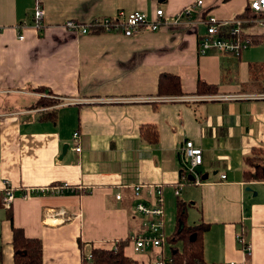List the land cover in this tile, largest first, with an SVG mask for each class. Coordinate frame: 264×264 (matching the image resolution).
Segmentation results:
<instances>
[{
    "label": "crops",
    "instance_id": "crops-1",
    "mask_svg": "<svg viewBox=\"0 0 264 264\" xmlns=\"http://www.w3.org/2000/svg\"><path fill=\"white\" fill-rule=\"evenodd\" d=\"M204 2L187 26L126 36L63 25L119 12L152 18L159 7L176 16L194 0H0V264H14L13 226L42 241L43 264H91L94 248L125 240L129 264H176L168 260L184 241L136 251L131 240L145 231L137 205L155 206L158 187L164 237L177 230L179 201L187 225H208L201 264H264V181L245 174L254 170L246 158L264 157V98L254 97L264 93V57L250 47L239 57L199 52L205 19L243 17L251 0ZM37 6L46 12L42 30ZM162 73L180 77L181 95L159 93ZM200 80L217 92L199 94ZM41 97L60 103L34 108ZM52 111L56 120L42 119ZM187 140L203 149L200 183L182 178ZM66 182L77 191L22 196ZM7 186L16 192L11 207Z\"/></svg>",
    "mask_w": 264,
    "mask_h": 264
},
{
    "label": "built area",
    "instance_id": "built-area-1",
    "mask_svg": "<svg viewBox=\"0 0 264 264\" xmlns=\"http://www.w3.org/2000/svg\"><path fill=\"white\" fill-rule=\"evenodd\" d=\"M250 8L254 15L252 16H235L232 19L219 20L215 16H208L205 19L206 33L202 36L199 44V52L201 54H207L211 51L230 53L239 57L244 50L249 48L252 44L251 33L256 31V28L264 27V0H251ZM205 6L204 0H194L191 6L183 8L176 16H170L161 7L157 8L155 15L149 18L145 12L134 11L131 13L119 12L113 17H105L95 20L93 22L85 23L77 20L70 19L64 23L63 27L81 34H87L91 31L104 30L107 32L120 31L131 36L139 33L143 29H149L152 31H158L163 27H182L187 26L192 22L193 8ZM46 12L43 7L37 6L34 14V25L37 29L42 30L44 27V19ZM249 25V26H248ZM22 26V25H21ZM24 26V25H23ZM22 26V27H23ZM248 26V27H247ZM21 27V28H22ZM20 38H24L23 35ZM227 98H238L240 96L233 95L225 96ZM248 97V96H247ZM254 97L264 98V93L257 94ZM176 98H168V100H175ZM190 99V98H187ZM75 138H79V132H75ZM81 145L76 146V150L81 151ZM182 167L184 180H189L190 176H194V180L200 183L201 175L199 173V166L204 162L203 149L198 147L194 141L187 140L182 147ZM222 178H226V174H222ZM77 188L71 186L69 183H55L45 187H31L25 188L22 191V196L28 197L31 195L39 194H64L67 192H76ZM142 191V185L135 186L136 195H140ZM163 190L162 187L157 189V203L155 206H147L144 203H139L137 209L144 214V233H139L131 236V240L135 244L136 251H143L150 247H159L162 245L165 239L163 235ZM180 193V188L176 189V194ZM121 194L117 195V198H121ZM16 198V192L13 187L7 186L4 190V205L11 207L14 199ZM239 243L243 246V249L248 253L251 252L252 246L244 236L239 235ZM118 249V242L115 243V250ZM87 259L92 261V253L87 255ZM173 262V258L168 260ZM167 261L162 259L158 264H166Z\"/></svg>",
    "mask_w": 264,
    "mask_h": 264
},
{
    "label": "trees",
    "instance_id": "trees-1",
    "mask_svg": "<svg viewBox=\"0 0 264 264\" xmlns=\"http://www.w3.org/2000/svg\"><path fill=\"white\" fill-rule=\"evenodd\" d=\"M244 15H254L250 5L247 7ZM100 31H102V29H100ZM251 37L253 41L252 45L264 41V33H251ZM158 87L159 93L161 94H182L181 79L176 74H160ZM40 90L45 91V89ZM197 92L199 94L216 93L217 87L200 80L197 85ZM57 103L60 102L54 99L41 98L38 100V103L34 105V108L48 107ZM42 115V119H57L56 111L43 112ZM255 160L256 159L252 157L246 158V162L254 168L253 172L250 170L245 171L246 176H248L247 180L255 179L264 181V157L260 158L257 162ZM186 219L187 204L183 201H179L176 214L177 230L173 235L166 236L165 240L167 242L184 241V249L182 251H175L173 254L174 263L201 264L204 262V243L202 237L208 225L201 223L196 226H189L186 223ZM127 242V240L118 241V249L116 250L94 248L92 250L93 259L91 264H129L130 259L125 255V246ZM13 245L15 250L14 264H43V243L40 239L27 237L23 229L13 226ZM1 260L2 251L0 250V261Z\"/></svg>",
    "mask_w": 264,
    "mask_h": 264
},
{
    "label": "rangeland",
    "instance_id": "rangeland-1",
    "mask_svg": "<svg viewBox=\"0 0 264 264\" xmlns=\"http://www.w3.org/2000/svg\"><path fill=\"white\" fill-rule=\"evenodd\" d=\"M260 29H264V28H256L255 30L256 31H260ZM250 48H252V50L253 49L258 50L263 55V57H264V44L252 45ZM41 98L52 99V98H49V97H41ZM37 108H40V107H37Z\"/></svg>",
    "mask_w": 264,
    "mask_h": 264
},
{
    "label": "water",
    "instance_id": "water-1",
    "mask_svg": "<svg viewBox=\"0 0 264 264\" xmlns=\"http://www.w3.org/2000/svg\"><path fill=\"white\" fill-rule=\"evenodd\" d=\"M190 178H191V180H194V176L191 175Z\"/></svg>",
    "mask_w": 264,
    "mask_h": 264
}]
</instances>
